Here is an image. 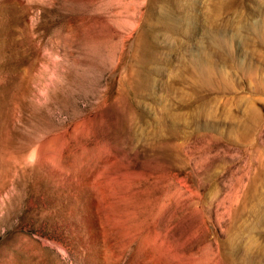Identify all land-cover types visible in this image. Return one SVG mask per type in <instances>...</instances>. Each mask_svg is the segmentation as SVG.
Listing matches in <instances>:
<instances>
[{
    "label": "rangeland",
    "instance_id": "1",
    "mask_svg": "<svg viewBox=\"0 0 264 264\" xmlns=\"http://www.w3.org/2000/svg\"><path fill=\"white\" fill-rule=\"evenodd\" d=\"M0 264H264V0H0Z\"/></svg>",
    "mask_w": 264,
    "mask_h": 264
}]
</instances>
